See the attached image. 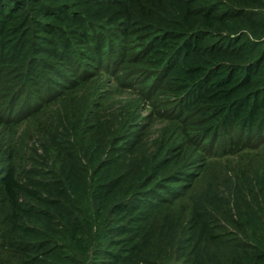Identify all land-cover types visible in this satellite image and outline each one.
<instances>
[{
    "label": "trees",
    "instance_id": "1",
    "mask_svg": "<svg viewBox=\"0 0 264 264\" xmlns=\"http://www.w3.org/2000/svg\"><path fill=\"white\" fill-rule=\"evenodd\" d=\"M96 1L99 0H30L27 5L24 0H0V57L10 38L18 40L23 32L32 33L34 22L51 17L60 24L53 26L59 37L58 54H65L72 46L83 54V49L90 47L101 55L118 50L122 59L135 48L134 62L149 73L150 92L166 90L176 102V120H190V128L177 138L181 145L185 143L192 149L184 150L180 144L169 148L179 156L170 169L162 157L153 165L144 161L137 170L129 172L124 156L107 157V151L105 157L87 158L88 163L95 162L92 167L79 166L77 170L67 164L63 202L51 203L56 210L53 214L41 211L48 219L47 225L35 231L33 236L38 243L32 251L25 249L12 256L27 260L42 251L51 264H91L93 259L103 260V264H264V186L252 203L246 198L253 197V190L245 183L234 187L229 198L221 201L215 198L217 192L211 196L184 184L193 177L189 171L191 162L229 155L233 148L264 135V42L248 40L249 35L264 28V21L259 28L254 21L255 10L264 8V0H186L191 7H184L188 14L181 25L183 31L179 32L151 21L138 23L130 14L115 19L90 18L88 8ZM109 1L107 5L115 6ZM168 1L180 0H120L116 6L127 3L142 8L143 4L152 3L158 8ZM195 4L199 6L198 14L191 11ZM61 7L67 11L58 17L55 11ZM129 24L144 32L143 43L138 47V41L128 44L127 37L114 33L118 26ZM12 33L14 37H9ZM9 85L11 92L17 83ZM52 96H46V101ZM27 109L25 113H33L38 108ZM4 118L0 114V119ZM118 141L128 149V140ZM22 183L16 168H0V198L5 199L13 214L21 213L32 220L30 210L24 206L27 191ZM175 185L184 192L194 190L189 200L181 194L171 193L170 198L162 195ZM157 191L160 193L150 209L174 207L172 201L184 196L192 201L187 205L188 213L183 214L185 219H175L177 230L170 233L155 225L153 229L158 228L163 239H157L154 233L151 240L149 236L141 244L142 238L126 237L117 246L115 231L123 229V234H128L117 220L134 223L142 205L136 201ZM133 195L139 197L130 201ZM4 208L0 209V216ZM172 220L174 217L171 223ZM229 224L238 227L246 239L227 246L222 234L213 233ZM5 251L11 253L10 248Z\"/></svg>",
    "mask_w": 264,
    "mask_h": 264
},
{
    "label": "rangeland",
    "instance_id": "2",
    "mask_svg": "<svg viewBox=\"0 0 264 264\" xmlns=\"http://www.w3.org/2000/svg\"><path fill=\"white\" fill-rule=\"evenodd\" d=\"M24 1L30 5V0ZM119 1L110 0L109 3L115 5L113 7L107 5V0L92 3L88 8V17L106 16L115 19L130 14L138 23L151 21L157 26H166L179 32L183 31V20L187 19L185 16L188 11L185 12L184 7L186 4L191 7L186 0L168 1L161 3L158 8L153 7L152 3H145L142 8H134L127 3L116 6ZM172 5L177 8L174 9ZM74 8L79 11L77 6ZM198 8V4H195L190 10L196 12ZM66 11L61 7L55 11V15L61 17ZM255 14V25L259 28L264 21V8L255 10ZM39 19L42 22H34L32 33L25 31L18 40L10 38L5 44L9 46L1 50L0 114L7 119H0V168L14 167L18 170L19 178L23 180L22 187L27 191L24 206L30 210L32 220L21 213L13 214L5 199L0 198V209L5 207L0 216V246L3 247L0 250V264H51L42 251L27 260L20 255H16L18 258L12 255L20 254L25 249L31 250L37 245L38 240L33 235L35 231L43 229L48 220L41 211L53 214L56 210L51 207V203L63 202L67 164L77 170L79 166L92 167L95 162L88 163L87 158L92 155L94 159L105 157L107 151V157L124 156L129 172L137 170L144 161L153 165L162 157L168 163L167 169H170L172 162L179 156L168 149L178 146L183 132L191 126L187 118L184 121L176 120V102L170 99L166 90L150 92L149 73L134 62L137 57L134 56L135 48L131 50L132 54H125L122 59L118 50L101 55L90 47L83 49V54L74 51L73 46L65 54H58L56 48L59 37L53 26L60 24L52 17ZM146 28L150 29V26ZM258 31L249 35L248 40L252 43L264 42V28ZM114 33L127 37L128 44L133 45V42L138 41L140 44L137 47L145 37L135 24L118 26ZM14 34L9 37H14ZM32 41L34 46L30 43ZM213 41L216 43V40ZM14 47L19 52H14ZM9 83H17L11 92ZM51 95L53 98L47 102L45 97ZM27 107L29 110L38 109L33 113L32 110L25 113ZM19 114H24L21 119H13ZM75 123L77 126H74ZM124 139L129 141L126 150L118 141ZM249 142L233 148L234 152L229 155L196 164L191 162L189 171L193 177L184 184L187 183L194 190L198 188L206 194L211 193V196L217 192L215 198L217 196L221 201L229 198L234 187L245 183L253 190V197L246 198V201L254 203L255 197L261 195V186H264V135ZM181 146L184 150L192 149L185 143ZM194 190L184 192L175 185L162 195L170 198L171 193L181 194L189 200ZM158 193L144 196L142 200H137L139 195L129 198L142 205L134 223L127 224L120 218L117 220L128 233L123 234V229L115 231L113 239L118 243L117 246L126 237L142 238L141 244L146 243L149 236L151 240L154 233L157 239H163L158 228L153 229L155 225L169 233L177 230L175 219H185L183 214L188 213L186 208L192 201L188 202L183 196L181 200L172 201L174 207L151 210L150 205L156 203ZM213 233L222 234L227 246L235 245L244 238L241 230L232 224ZM5 248H10L11 253ZM102 261L93 259L91 264H103Z\"/></svg>",
    "mask_w": 264,
    "mask_h": 264
}]
</instances>
